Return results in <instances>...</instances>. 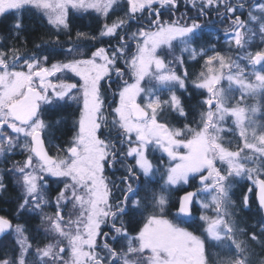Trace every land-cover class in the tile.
<instances>
[{"label": "snow or ice", "instance_id": "snow-or-ice-1", "mask_svg": "<svg viewBox=\"0 0 264 264\" xmlns=\"http://www.w3.org/2000/svg\"><path fill=\"white\" fill-rule=\"evenodd\" d=\"M0 19V264H264V0H0Z\"/></svg>", "mask_w": 264, "mask_h": 264}, {"label": "trees", "instance_id": "trees-1", "mask_svg": "<svg viewBox=\"0 0 264 264\" xmlns=\"http://www.w3.org/2000/svg\"><path fill=\"white\" fill-rule=\"evenodd\" d=\"M212 19H215V17H213ZM10 23V21L5 20V19H0V31H2L8 24ZM38 21L34 24L31 22V20H29V27H38ZM85 24L88 23L87 19L84 21ZM213 29H216V31H213ZM205 32L208 34L207 38L208 39H212L215 40L217 33H219V35H223V29L222 26L219 23H216L214 25H208L205 29ZM28 39L30 41V43L28 44V47L31 48L32 47V42H39L38 41V37L41 35V32L38 30L36 32H29L28 34ZM220 44H223V40L219 41ZM99 46V45H97ZM104 46H107L106 44ZM195 67V65H194ZM192 66L189 65V69L191 70V68H194ZM200 97H189L188 94L185 95V103H187L188 105H194L196 103V100L199 99ZM69 112L71 111L70 109L68 110ZM62 115H66V113H62ZM17 160L20 158L19 156L16 157ZM12 159L14 160V157H12ZM189 191L192 190V188L188 189ZM244 192V187H242V191L240 189V187H237V197H240L241 194H243ZM18 195L17 190H15L14 188H9V191L7 193H3L0 194V215H13L16 211L17 208V203L18 201L16 200V197ZM178 195V194H177ZM175 198V197H174ZM252 199L253 201H255V197L254 194L252 195ZM173 211H175L173 209ZM243 221H245L247 224H252L253 222H255L256 220L259 219V217L256 215V205L255 203H253L252 206V212H244L243 216H241ZM23 219H27V217H23L21 218ZM38 225V219H33L29 222V227L32 229H35Z\"/></svg>", "mask_w": 264, "mask_h": 264}, {"label": "rangeland", "instance_id": "rangeland-1", "mask_svg": "<svg viewBox=\"0 0 264 264\" xmlns=\"http://www.w3.org/2000/svg\"><path fill=\"white\" fill-rule=\"evenodd\" d=\"M222 29H223V27H222ZM189 65L192 66V67H194V66L191 64V62H190ZM188 71H189L190 73L193 72V71H197V72H198V71H199V65H195V67H194V68H191V70H190L189 67H188ZM189 87H191V84H189ZM185 95H187V93H185L184 96H185ZM16 157H18V156H14V160H17ZM19 157H20V156H19ZM19 159H22V157H20ZM19 159H18V160H19ZM248 186H249L248 183H244V184H243L244 192L247 191ZM237 187H240V186H237ZM192 190H194V189H192ZM53 195H54V193H53ZM242 195H243V194H241L240 197H238V198H241V199H242ZM46 211H51V210H50V209H46ZM248 212H252V210H251V211H248ZM241 216H243V213H241ZM0 245H5V246H9V247H10V237H4V238H2V239L0 240Z\"/></svg>", "mask_w": 264, "mask_h": 264}, {"label": "bare ground", "instance_id": "bare-ground-1", "mask_svg": "<svg viewBox=\"0 0 264 264\" xmlns=\"http://www.w3.org/2000/svg\"><path fill=\"white\" fill-rule=\"evenodd\" d=\"M1 240V239H0Z\"/></svg>", "mask_w": 264, "mask_h": 264}]
</instances>
